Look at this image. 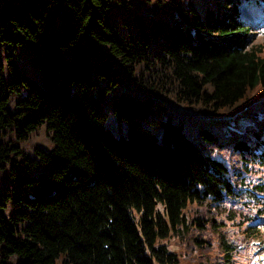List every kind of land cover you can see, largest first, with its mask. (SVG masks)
Segmentation results:
<instances>
[{
    "label": "trees",
    "instance_id": "trees-1",
    "mask_svg": "<svg viewBox=\"0 0 264 264\" xmlns=\"http://www.w3.org/2000/svg\"><path fill=\"white\" fill-rule=\"evenodd\" d=\"M259 2L0 0V264H249Z\"/></svg>",
    "mask_w": 264,
    "mask_h": 264
},
{
    "label": "rangeland",
    "instance_id": "rangeland-1",
    "mask_svg": "<svg viewBox=\"0 0 264 264\" xmlns=\"http://www.w3.org/2000/svg\"><path fill=\"white\" fill-rule=\"evenodd\" d=\"M260 5L262 6L261 7V10L263 11L262 15L257 19V21L253 24V26L251 27V30H250V33L253 35V43L255 45H259L261 46V51L264 53V3H260ZM245 5L244 6H241L240 7V11H239V14H241V16L246 19L248 22H249V25H251V22L249 20V16H247V11L245 9ZM17 49H20L19 50V54L17 56V61L20 65V67H22L24 70H27L29 73H31L29 71V67L28 66V62L27 61V57H26V54H25V50H21V45H17ZM28 73V74H29ZM107 109V108H105ZM106 127L109 128L115 135H119V132H117V129H116V120L113 119L112 117H110L108 119V121L106 122ZM261 200H264V197H260ZM199 211H203V209H200ZM192 214H193V209H190L188 212L185 213V217H188V218H191L192 217ZM257 220L255 222L252 223V225H259L258 227L264 231V217H257ZM221 222H223V218H221ZM248 223V222H247ZM249 225V224H247ZM228 226H222L220 229H223L225 230V228H227ZM235 239L238 240L237 237H235ZM185 245L187 243H185L184 240H181ZM187 242V241H186ZM166 243L168 244V248L172 251L175 252V254L178 256V259L180 260V263L178 264H189L188 261L190 262H194V257L193 256H187L186 254L189 253L190 251L188 249L184 250L183 249V246H179L178 245V241H177V238H173V239H170V240H167ZM260 244V243H259ZM259 244H257L258 249L257 252L255 253L256 249L254 247H250L248 249H243L247 255V257L250 258V262L252 264H264V242L262 243L261 242V245L259 246ZM253 246H256V245H253ZM187 252V253H186ZM255 253L254 257H253V254ZM252 260L255 262L253 263ZM249 262V264H250Z\"/></svg>",
    "mask_w": 264,
    "mask_h": 264
}]
</instances>
